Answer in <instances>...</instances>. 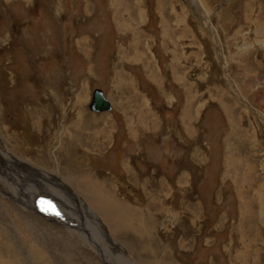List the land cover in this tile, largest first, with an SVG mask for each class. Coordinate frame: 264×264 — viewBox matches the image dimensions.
Here are the masks:
<instances>
[{"label": "rangeland", "instance_id": "374dc122", "mask_svg": "<svg viewBox=\"0 0 264 264\" xmlns=\"http://www.w3.org/2000/svg\"><path fill=\"white\" fill-rule=\"evenodd\" d=\"M0 150V264H264V0H0Z\"/></svg>", "mask_w": 264, "mask_h": 264}, {"label": "bare ground", "instance_id": "6f19581e", "mask_svg": "<svg viewBox=\"0 0 264 264\" xmlns=\"http://www.w3.org/2000/svg\"><path fill=\"white\" fill-rule=\"evenodd\" d=\"M68 1V0H67ZM204 11V10H203ZM203 11H201V13H200V16L202 17V19L205 21V22H209V17H208V13H207V11L205 12H203ZM209 24V23H208ZM104 93V92H103ZM105 95V94H104ZM106 97V96H105ZM106 99H107V97H106ZM108 100V99H107ZM109 101V100H108ZM110 102V101H109ZM96 113V112H95ZM102 113V112H101ZM2 152H4V153H6L7 154V152H5V150L4 151H1L0 150V154H3ZM7 155H9L10 156V154H7ZM19 162H21V163H23L22 161H19ZM22 166V165H21ZM23 167V166H22ZM24 168V167H23ZM45 176V175H44ZM45 180L47 181L48 179H46L45 178ZM52 180H54V178L52 179ZM56 181H57V183H58V185L55 183V182H50V186H49V188H50V192H52V194H54V197L56 196L60 201H62L63 203H64V201H65V199H63L62 198V195H60V189L62 188L63 190H64V192L66 193V195H67V197L68 196H76V194H74L72 191H70V189L69 188H67L66 186H64L62 183H60V181L56 178L55 179ZM63 185V186H62ZM55 186H59L60 187V189H59V187H57L58 189H59V192H58V190L55 188ZM57 192H56V191ZM69 195H68V194ZM86 193V192H85ZM19 194V193H18ZM90 196V195H89ZM49 197H51V195L49 196ZM67 201H69V200H67ZM65 203H67L66 201H65ZM64 203V204H65ZM96 204V203H95ZM67 205V204H66ZM85 206H86V208L89 210V214H90V212L91 213H94V211L93 210H91L90 209V207L86 204V202H85ZM95 214V213H94ZM98 218V217H97ZM94 219V218H93ZM99 219V218H98ZM97 220V219H96ZM98 223H100V222H98ZM110 241H113V240H110ZM115 244H116V247L121 251V253L123 254L122 255V259L121 260H125V264L126 263H128V264H134L133 262H132V260L126 255V253L124 252V250L121 248V246L120 245H118V243H116V242H114ZM103 258V257H102ZM103 260H104V258H103ZM109 260V259H108ZM105 261V260H104ZM106 262V261H105ZM106 264H108L107 262H106Z\"/></svg>", "mask_w": 264, "mask_h": 264}, {"label": "water", "instance_id": "95a60500", "mask_svg": "<svg viewBox=\"0 0 264 264\" xmlns=\"http://www.w3.org/2000/svg\"><path fill=\"white\" fill-rule=\"evenodd\" d=\"M91 111L96 113L108 112L112 109L111 103L106 99L102 89H95L89 105Z\"/></svg>", "mask_w": 264, "mask_h": 264}, {"label": "crops", "instance_id": "0c3cea01", "mask_svg": "<svg viewBox=\"0 0 264 264\" xmlns=\"http://www.w3.org/2000/svg\"><path fill=\"white\" fill-rule=\"evenodd\" d=\"M114 76H115V74H114ZM116 76H117V79H118V78H119L118 75H116ZM119 76H120V75H119ZM111 77H112V76H111ZM113 100H114V99H113ZM113 104H114V103H113ZM111 106H112V104H111ZM132 138H133V137H132ZM129 140H130V138H129Z\"/></svg>", "mask_w": 264, "mask_h": 264}]
</instances>
